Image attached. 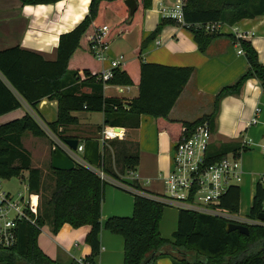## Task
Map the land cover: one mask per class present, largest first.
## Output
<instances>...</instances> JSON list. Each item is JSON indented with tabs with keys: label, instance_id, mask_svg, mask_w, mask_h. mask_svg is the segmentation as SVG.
<instances>
[{
	"label": "trees",
	"instance_id": "trees-1",
	"mask_svg": "<svg viewBox=\"0 0 264 264\" xmlns=\"http://www.w3.org/2000/svg\"><path fill=\"white\" fill-rule=\"evenodd\" d=\"M20 1L23 5H43L59 0ZM124 1L91 0L84 19L72 31L59 37L54 61H46L40 55L18 47L0 51V116L18 109L21 106L18 98L33 112L43 99L55 100L58 106L54 122L46 123L36 114L44 128L30 114L0 125V180L22 179L26 173L28 193L39 196L44 191L42 173L31 167V156L24 149L22 139L25 134L46 138L52 156L56 145L51 136L58 141L68 139L67 129L78 124L73 113H102L104 121L102 127L98 128L100 132L105 127L136 129L140 116H150L157 121L159 128L164 126L169 131L171 129L170 135L175 140L184 126L194 127L204 121L212 125L219 100L237 94L247 79H256L264 93V65L258 61L256 51L250 42L228 35L240 47L247 62V71L233 85L218 92L210 115L192 123L169 121L168 114L193 69L141 60L144 50L167 25L184 28L191 34L198 51L205 53L212 41L224 35L220 32L210 33L204 29V25L220 23L234 26L242 20L263 16L264 0H184L183 25L163 17L154 31L138 44L136 60L127 65L128 70L115 69L111 79L102 82L97 80V72L70 69V59L77 50H82V40L89 59L94 65L101 64L90 50V39L96 30L105 25L107 11L113 12L117 20L108 26L104 41L112 42L134 28L139 31L142 12L151 6V0H135L138 8L131 21ZM131 68H135L137 73V97L132 100L104 97V86L127 87L134 84ZM85 88L89 92L83 91ZM115 141H104L98 170L118 182L119 187L122 184L119 176L104 166V159L110 160L108 149L113 148ZM238 150L237 145L210 146L206 163L210 165L218 162L229 153L237 154ZM117 151L116 156H119ZM122 151L123 169L134 174L138 165V152L127 153L125 148ZM50 170L54 184L49 198L42 205L38 203L37 215L31 216L34 224L25 220L16 222L14 242L8 247L0 245V264H58L41 251L37 239L42 227L50 226L52 232L56 233L65 224L72 228L90 226V232L84 240L91 248V254L83 260L86 264H94L100 253L99 235L102 228L122 237L123 264H154L158 258L166 256L174 264H264V225L247 226V236L237 231L227 233L228 221L180 209L177 229L172 241H168L161 237L158 229L163 210L167 207L159 201L162 196L150 194L141 189L137 182H132L127 183V192L133 197L132 216L111 217L102 226L103 193L110 180H101L94 171L79 164H75L71 171H54L51 166ZM239 199V187L232 186L222 196L218 209L236 215L239 212ZM263 201L264 192L258 187L248 220H257L262 212Z\"/></svg>",
	"mask_w": 264,
	"mask_h": 264
},
{
	"label": "crops",
	"instance_id": "crops-1",
	"mask_svg": "<svg viewBox=\"0 0 264 264\" xmlns=\"http://www.w3.org/2000/svg\"><path fill=\"white\" fill-rule=\"evenodd\" d=\"M90 2L91 0H59L43 5H23L20 0H0V51L18 47L40 55L46 61H54L59 37L72 31L84 19ZM175 2L176 0H151V6L142 12L139 31L134 28L127 32H135L137 37H134L132 57L124 58L121 69L128 70L127 65L136 60L138 44L154 31L164 17L163 11L173 8ZM108 12L105 18L106 26L117 20V16L110 11L115 15V20L106 21ZM132 18L129 17V21ZM220 34L224 36L212 41L205 53H200L188 31L180 26L167 25L142 53L141 60L146 63L193 69L190 79L168 114L169 121L192 123L203 116L210 115L213 112V104L218 92L224 87L233 85L247 71V62L240 47L228 35L250 42L257 53L258 61L264 65V15L242 20L234 26L222 25ZM123 35L118 37L124 38ZM114 42L113 40L109 42L108 58L123 56L121 50L113 47ZM81 46L82 50H77L70 59V69H88L99 74L109 68L108 63L94 65L95 63L84 51L83 40ZM131 71L134 81L132 86L123 88V92H119L116 86H105L103 88L104 97L126 100L136 98L138 95L137 73L135 68H131ZM83 91L89 92V89L85 88ZM18 100L21 106L0 116V125L30 114L44 128L36 114L46 123L54 122L57 118L58 106L55 100H41L35 112L22 99L18 98ZM73 116L78 120V124L67 129L66 137L78 140L79 144H83L86 140H96L104 147L103 130L98 131V128L103 125V114L77 112L73 113ZM254 119L255 123L252 122ZM209 127L211 147L221 144L239 147L237 154L229 153L227 156L237 155L241 167V180L236 185L240 189L239 212L235 216L248 220L247 216L257 188L260 187L264 192V155L260 147L264 141V93L259 82L253 78L247 79L237 94L222 97L218 102L212 125ZM120 129L123 131L120 140L124 139L134 144L132 151L138 152V165L134 174H129L123 169L124 152L122 148L117 151L120 162L117 163L113 154L114 163L110 162L112 159H104L105 169L118 175L122 186L118 187V182L115 181V188H104L101 205L102 226L108 218L132 216L133 197L127 192L128 184L137 182L141 189L150 194L164 195L163 178L170 172L172 166L173 142L177 138L172 139L171 129L169 131L164 126L159 128L156 120L144 115L140 116L138 128ZM26 136L28 134L24 135L22 145L30 153L24 144ZM43 139L48 145L44 153L46 162L43 165L44 168L46 165L51 166V147L49 141L46 138ZM244 139L250 140L252 145L243 148L241 142ZM103 147L100 156H102ZM39 170L43 180L44 173L41 169ZM26 177L25 173L22 179ZM108 180L111 181L109 178ZM262 224L264 225V222ZM163 226L160 220L159 233L162 238L167 239L165 238L167 236L162 233ZM170 226L171 223L168 228ZM174 226L172 233L177 229V222L175 231ZM89 232L90 226L72 228L65 224L53 233L50 226L46 225L41 228L37 244L49 259L58 264L78 263L91 254V248L84 241ZM99 243L100 253L94 264H123L124 241L122 237L112 235L102 228ZM154 264H174V262L166 256L158 258Z\"/></svg>",
	"mask_w": 264,
	"mask_h": 264
},
{
	"label": "built area",
	"instance_id": "built-area-1",
	"mask_svg": "<svg viewBox=\"0 0 264 264\" xmlns=\"http://www.w3.org/2000/svg\"><path fill=\"white\" fill-rule=\"evenodd\" d=\"M184 0H176L173 8L164 10V17L175 20L183 25L182 7ZM223 24L210 23L204 25V29L210 33L220 32ZM108 26L104 25L95 31L90 39V50L100 63H108L109 68L98 74V81L106 82L111 79L115 69H121L124 57L119 55L115 58H108L107 51L109 42L104 41ZM105 87V86H104ZM119 92L123 88L118 87ZM255 123V119L252 121ZM123 131L114 132L113 128L106 127L102 132V140L121 139ZM211 130L208 122H202L194 127L184 126L179 137L173 142L172 166L170 172L163 178L165 193L159 201L166 206L198 213L201 215L219 218L229 223L249 225H263L262 222H253L237 218L235 215L222 212L218 209L222 196L227 190L236 186L241 180V167L237 155H227L213 164L207 165L206 155L210 147ZM56 147L75 163L94 171L101 179L108 181V178L98 168L89 166L82 157L83 144H78L76 150H71L58 141L55 137ZM252 145L250 140H242L243 148ZM55 147V148H56ZM264 155V141L260 145ZM21 202L22 205L19 203ZM24 203V204H23ZM38 212V197L31 195L28 201L19 198L17 202L11 201L9 195L0 190V245L10 246L14 242L13 229L19 220L29 221L34 224V218ZM264 213V202L262 212ZM78 264H86L78 261Z\"/></svg>",
	"mask_w": 264,
	"mask_h": 264
},
{
	"label": "rangeland",
	"instance_id": "rangeland-1",
	"mask_svg": "<svg viewBox=\"0 0 264 264\" xmlns=\"http://www.w3.org/2000/svg\"><path fill=\"white\" fill-rule=\"evenodd\" d=\"M107 14V13H106ZM115 20V15L112 14L110 11L108 12L107 15V20L108 22H112ZM124 38H119L116 37L113 42V47L115 49H119L122 51V54L124 56V58H131L132 57V53H133V47L135 44V40L134 37H137L135 32L132 33H126L123 35ZM82 127V126H81ZM82 130H84L85 128H81ZM51 139L54 142V138L53 136H51ZM48 141V140H47ZM49 143V142H48ZM117 143H121V144H117ZM24 144L26 145V147L29 149L30 154H31V167L32 168H38L41 169L42 172L44 173V177H43V188L44 191L38 196V203L39 205H42L43 202H45L48 198L49 195L51 193V191L53 190V184H54V178L53 175L51 173L50 167L49 165H46L43 168V165L45 162L44 160V153L46 152V149L48 147L47 142L45 139L43 138H34L32 135L28 134V136H26V138L24 139ZM113 148H109L108 152H109V158L112 159L110 162L114 163V159L116 158V161L120 160V156H116V151L118 149L121 148H125L127 153H131L132 149H134V144L133 143H129L126 140H119L116 139L115 143L113 144ZM115 152V157L113 156L112 158V154L114 155ZM118 163V162H117ZM115 181L111 180L109 184L106 185V187L112 188V187H116L115 185ZM0 190L7 193L11 199V201L13 202H17L19 200V198H23L24 201H28L29 197L31 196L28 193L27 190V181L26 179H21V178H13L10 180H0ZM21 205L22 203L19 202ZM24 204V203H23ZM179 210L175 207H170L167 206L164 208L163 210V215H162V222H163V229H162V233L167 236L165 238L168 239V241L172 240V230H173V226H174V231H175V227H176V222H177V214H178ZM166 223V225H165ZM171 223L170 228H168L169 224ZM171 230V232H170ZM166 239V240H167ZM169 247V246H167Z\"/></svg>",
	"mask_w": 264,
	"mask_h": 264
},
{
	"label": "water",
	"instance_id": "water-1",
	"mask_svg": "<svg viewBox=\"0 0 264 264\" xmlns=\"http://www.w3.org/2000/svg\"><path fill=\"white\" fill-rule=\"evenodd\" d=\"M124 4L128 8L129 17L132 18L133 14L137 9V3L135 0H125ZM114 132L121 131L120 128H113ZM64 145L69 147L71 150H76L79 141L76 139H66L62 141ZM103 144H99L96 140H86L83 142V160L91 167L98 168L100 166V154ZM75 167V163L62 151V149L56 147L53 149V154L51 156V168L54 171H71ZM257 220L264 222V213H260L257 216ZM237 231L239 234L247 236L249 234L248 227L236 224L228 223L226 225V232Z\"/></svg>",
	"mask_w": 264,
	"mask_h": 264
},
{
	"label": "bare ground",
	"instance_id": "bare-ground-1",
	"mask_svg": "<svg viewBox=\"0 0 264 264\" xmlns=\"http://www.w3.org/2000/svg\"><path fill=\"white\" fill-rule=\"evenodd\" d=\"M120 132V131H119Z\"/></svg>",
	"mask_w": 264,
	"mask_h": 264
}]
</instances>
